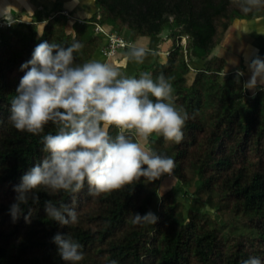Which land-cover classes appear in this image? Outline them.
I'll list each match as a JSON object with an SVG mask.
<instances>
[{
    "label": "trees",
    "instance_id": "obj_1",
    "mask_svg": "<svg viewBox=\"0 0 264 264\" xmlns=\"http://www.w3.org/2000/svg\"><path fill=\"white\" fill-rule=\"evenodd\" d=\"M95 2L98 11L73 27L82 44L75 53L77 63L93 59L104 47L96 25L109 26L123 37L121 29L127 28L124 38L132 43L158 36L160 43L172 42L164 62L158 47L153 64L127 74L148 71L154 79L163 74L173 85L175 104L189 114L182 142L154 135L150 146L175 161L170 177L179 181L177 187L190 204L178 200L174 188L160 195L161 180L168 176L95 197L86 184L77 194L40 187L35 190L38 202L30 196L13 221L14 188L47 155L42 136L55 133L51 124L40 136L11 124L10 103L25 74L21 65L42 41L65 47L74 41L61 9L45 16L42 36L36 20L21 27L12 11L13 25L0 26V264H65L53 242L57 233L82 246L85 258L79 264H242L249 256L264 262V89L254 95L246 91L244 77L237 79L238 69L225 73V59L214 53L234 20L261 16L264 8L245 16L238 0ZM194 60L204 65L189 81ZM49 200L57 207H74L78 222L62 226L48 218L44 207ZM149 211L158 217L155 225L133 224V214Z\"/></svg>",
    "mask_w": 264,
    "mask_h": 264
},
{
    "label": "clouds",
    "instance_id": "obj_2",
    "mask_svg": "<svg viewBox=\"0 0 264 264\" xmlns=\"http://www.w3.org/2000/svg\"><path fill=\"white\" fill-rule=\"evenodd\" d=\"M238 7L247 16L264 8V0H238ZM9 8L13 7H4L0 15L11 26L14 20ZM71 33L74 42L68 47L42 41L34 48L32 58L21 65L25 74L10 103V122L16 130L34 136L44 133L49 124L55 127V133L42 136L47 155L14 188L16 202L10 206L13 221L30 196L38 202L35 190L40 187L77 194L86 184L89 195L95 197L141 180L153 183L170 177L176 166L171 157L153 150L150 138L162 136L165 141L179 144L184 139L189 114L175 104L173 85L163 74L155 79L148 71L138 76L127 74L129 63L143 64L156 53L129 43L119 59H90L81 64L76 62L75 53L82 44L75 40L76 33ZM42 35L43 30L38 31V36ZM248 68L250 76L243 87L254 95L257 89H264V58L256 55ZM243 75L237 70L238 80ZM168 187L160 185L161 196ZM44 210L48 218L62 226L78 222L77 211L68 204L57 207L49 200ZM132 222L155 225L158 217L151 211L135 213ZM53 242L65 264L84 260L82 246L70 235L57 233ZM111 264L117 262L113 260ZM242 264L264 262L249 256Z\"/></svg>",
    "mask_w": 264,
    "mask_h": 264
},
{
    "label": "crops",
    "instance_id": "obj_3",
    "mask_svg": "<svg viewBox=\"0 0 264 264\" xmlns=\"http://www.w3.org/2000/svg\"><path fill=\"white\" fill-rule=\"evenodd\" d=\"M6 6L13 7L8 9L9 14L12 11L17 12L19 18H22V23L24 25L25 23H28L32 20H36L38 31L43 30L44 26L47 23V21L45 20V16L49 12H52L54 10L61 9L63 13L67 15L69 19L68 23L71 22V29H67L68 32L74 31L73 27L76 21H79L80 19L88 20L92 17L95 12L98 11V7L96 5L95 0H2L0 2V12H2L3 8ZM0 20H4L2 15H0ZM235 21L241 23L240 26L236 28L238 33H241V35H235V37H238L237 42H231L232 46H230V48L226 44L227 41H225L224 45V39H222L220 45L217 47L214 53L219 56H222L225 59V68L230 67L231 69L236 68L240 71H243L244 81H247L250 76L248 62L256 55H259L261 58H264V35L257 34V32H264V14L261 16H256L252 19H236L233 21V23H235ZM103 27L105 31H109L110 29L109 26ZM123 29L128 31L127 28ZM99 34L102 35L101 33ZM128 35L129 33L127 34V36ZM102 36V43H104L106 39L104 35ZM154 38L157 37H140L134 43L137 45H143L145 47H148L154 52L159 47V58L161 62H164L167 56L165 51L166 49H169L171 47L172 42L169 40L163 43L159 42V45L157 42L153 41ZM149 39H151V46H148ZM125 50L126 49H123V51H116L115 54L107 57H105L101 53V50H97L93 56V59H100L105 60L107 62H112L113 60L119 59L120 54H122ZM203 65V60H194L191 62L190 72L193 73V76L195 74V70L202 68ZM135 69L136 65L134 63H129L127 66V73H132Z\"/></svg>",
    "mask_w": 264,
    "mask_h": 264
},
{
    "label": "rangeland",
    "instance_id": "obj_4",
    "mask_svg": "<svg viewBox=\"0 0 264 264\" xmlns=\"http://www.w3.org/2000/svg\"><path fill=\"white\" fill-rule=\"evenodd\" d=\"M2 0H0V2H1ZM61 8V7H60ZM43 11V10H42ZM20 24L23 22V20H22V18L20 17L18 20H17ZM79 21H84V20H79ZM73 23V22H72ZM240 24L241 23H239L238 21H235V23H233V25H232V23H231V25L229 26V28L227 29V31H226V33L223 35V37H222V39H224V45H225V41H227L226 42V44L228 45V47H230V46H232V43L231 42H237V40H238V37H235V35H241V33H238V31L236 30V28H238L239 26H240ZM5 25H8L7 23H6V21L5 20H0V26H5ZM70 25H71V22H69L68 24H67V29L68 30H70L71 28H70ZM25 25L24 24H22L21 25V27H24ZM122 30V32L121 33H123V35H124V37L125 36H127V34L129 33L127 30H124L123 28L121 29ZM159 38H161V36H158ZM154 38L153 39V41L154 42H157L158 44H159V38ZM239 37H241V36H239ZM185 41H184V39H182L181 40V43H184ZM237 44V43H236ZM148 46H151V39H149V45ZM157 46H159V45H157ZM156 47V46H155ZM231 48V47H230ZM123 49H125V47H123V48H118L117 49V52L118 51H123ZM156 49V48H155ZM115 54V53H114ZM156 61V58H155V56H148L146 59H145V63H143V64H145V65H147V64H153L154 62ZM135 64V63H134ZM136 65V67H138V66H140L141 64H135ZM190 65H191V63H190ZM229 69H231L230 67H227V68H225V73H228L229 72ZM192 76H193V73L192 72H190L189 73V75L187 76L188 77V79H189V81H191L192 79ZM250 93L252 94L253 93V91L252 90H250ZM161 183L163 184V185H167V186H169L168 187V189L166 190V191H168V190H170L171 188H174V196L177 198V197H179L180 199V201H182V202H184L186 205H189L190 204V200L189 199H185V197H184V194H183V192L177 187L178 185H179V181L178 180H174L173 178H171V177H165V178H163L162 180H161ZM194 190V187H192L191 188V191H193ZM193 205H195V206H197L198 208H201L202 210H204V209H206V206L205 205H203V204H198L197 202H193Z\"/></svg>",
    "mask_w": 264,
    "mask_h": 264
},
{
    "label": "built area",
    "instance_id": "obj_5",
    "mask_svg": "<svg viewBox=\"0 0 264 264\" xmlns=\"http://www.w3.org/2000/svg\"><path fill=\"white\" fill-rule=\"evenodd\" d=\"M96 31L105 36V45L102 48V54L107 57L113 55L118 48L126 47L127 44L132 43L116 32L105 31L101 26L96 25ZM167 54V53H166Z\"/></svg>",
    "mask_w": 264,
    "mask_h": 264
}]
</instances>
